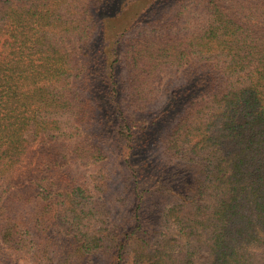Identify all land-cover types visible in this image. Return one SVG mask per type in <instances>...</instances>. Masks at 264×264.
<instances>
[{
    "label": "trees",
    "instance_id": "1",
    "mask_svg": "<svg viewBox=\"0 0 264 264\" xmlns=\"http://www.w3.org/2000/svg\"><path fill=\"white\" fill-rule=\"evenodd\" d=\"M0 264H264V0H0Z\"/></svg>",
    "mask_w": 264,
    "mask_h": 264
},
{
    "label": "rangeland",
    "instance_id": "2",
    "mask_svg": "<svg viewBox=\"0 0 264 264\" xmlns=\"http://www.w3.org/2000/svg\"><path fill=\"white\" fill-rule=\"evenodd\" d=\"M154 132L155 131L150 132L149 135H153ZM156 132H159V130ZM155 140L156 138L154 137L149 145L151 146L153 142H156ZM107 142L109 146H113V153L109 154L110 157H107L108 159L100 160L98 164H91L89 160L93 161V159L89 158V160H84L81 164H74V173L78 176L79 181L82 179V182L87 184V189L84 192V195L94 196L97 193V189H103V191H100V193H102L101 196H103L104 199H101L98 208H94L95 212H97L98 210H104L110 214L113 212H120L121 217L115 220L116 223H123L121 219L123 218V214H127L126 220L131 222L133 216V208L132 206H125V200H127V202L131 200L129 193L131 189L127 187L129 178L127 176L126 168L123 166L122 163H120V160H122L121 154H123L121 153L122 148L119 146V143H115L111 140V138H108ZM105 148L108 150L107 147ZM150 150L152 151V149L150 148L144 151V153L141 154V158L137 160L136 164L137 169L140 170V175H142L144 172V176L147 177L149 180H151L152 178V173L147 172L145 174V170L143 169H145L144 163L149 161V158L152 157V153L150 152ZM159 160L160 158H158L155 163L152 164V166L158 165L160 163ZM97 176L99 181L93 183L92 180ZM143 186L146 187L147 184H144ZM162 202V196L149 195L145 200L144 206L145 208L147 207V210L158 214L165 209L163 208L165 207V205H163ZM112 220L114 219L112 218ZM152 225L155 226L154 236L158 237L161 232L159 222L153 220ZM96 226L102 227L103 224L100 223ZM141 235H143V232L139 230L138 233L134 236ZM134 247L135 246H133V248Z\"/></svg>",
    "mask_w": 264,
    "mask_h": 264
}]
</instances>
